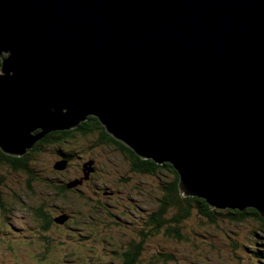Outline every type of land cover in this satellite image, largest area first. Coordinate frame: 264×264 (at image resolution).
Here are the masks:
<instances>
[{
  "label": "water",
  "instance_id": "95a60500",
  "mask_svg": "<svg viewBox=\"0 0 264 264\" xmlns=\"http://www.w3.org/2000/svg\"><path fill=\"white\" fill-rule=\"evenodd\" d=\"M88 117L181 196L264 219V0H0L1 152Z\"/></svg>",
  "mask_w": 264,
  "mask_h": 264
},
{
  "label": "rangeland",
  "instance_id": "374dc122",
  "mask_svg": "<svg viewBox=\"0 0 264 264\" xmlns=\"http://www.w3.org/2000/svg\"><path fill=\"white\" fill-rule=\"evenodd\" d=\"M77 141L75 152L80 154V162L86 158L83 172L77 167L79 160L64 170H55L54 165L59 162L54 152L34 160V177L0 166V264H109L112 250L119 251L120 244L128 240H139L135 233L143 227L142 217L149 212L147 209L156 208L154 196L158 191L143 179L140 194L125 200L128 219L112 220L115 199L108 200L102 191H121L130 174L128 162L121 161L111 150L92 149L93 141ZM94 168L97 175L88 182L86 169ZM48 181L78 184L67 189L62 198ZM98 186L101 189L95 194ZM127 193L124 188L123 195ZM40 211L51 218L47 231L40 229L35 218ZM60 212L77 224L63 227L61 224L68 219L60 221ZM179 232L184 237L182 241L165 238L162 232L146 240L143 264L151 262L153 256L159 262L171 258L169 264H264V257L255 258L252 254L264 253V228L252 220L232 225L217 217L215 222H208L193 212Z\"/></svg>",
  "mask_w": 264,
  "mask_h": 264
},
{
  "label": "trees",
  "instance_id": "16d2710c",
  "mask_svg": "<svg viewBox=\"0 0 264 264\" xmlns=\"http://www.w3.org/2000/svg\"><path fill=\"white\" fill-rule=\"evenodd\" d=\"M78 138H81L85 142L93 141L92 149L96 148L104 151L107 149L111 150L121 161L128 162L127 168L129 167L128 171L130 174L128 176L129 178L125 179V183L121 185V191L117 192V194L115 193L116 195L110 193L105 194V192H108L107 189H103L102 191V194L107 196L108 200L115 199L112 202L114 206L113 212H115V214H110L112 220L128 219L129 212L124 208L125 200L131 195L140 194L139 187L143 179L149 180L150 183L153 184L152 187L155 191H158L156 196H154L156 208L149 207L147 209L149 212H145L142 217L143 227L138 229L139 231H136L139 232L136 233L139 240H128L120 244V248H118L119 251L117 248L112 250V258L109 264H143V252L145 244H147L146 240L158 236L161 232L165 238L174 241H182L184 237H182L179 230L183 223L192 216L193 212L208 222H215L217 217L227 219L228 223L232 225H241L246 220H252L264 228V219L260 218L259 214L253 209H245L241 212L239 210L230 209L212 210L206 201L201 198L181 196L178 189V175L170 164L164 163L162 165H156L151 160L139 158L125 145L106 134L104 128L94 117H88L85 122L79 124L78 127L73 130L48 133L21 157L12 158L11 156L3 154L0 150V166H10L14 171L26 173L28 176L34 177L37 173L31 170V168L35 165L38 156L44 153H48L49 155L54 152V156L58 162H65L66 169L74 162H78V160L81 159L80 154L75 152L76 147H78ZM85 159L86 158H84V160ZM84 160L83 162L79 160L80 163L77 164L79 169H83ZM96 175V173L91 172L88 177L93 179ZM63 183L64 182H49V185L56 191V194L61 195L62 198L65 197V193L67 192V184ZM59 184L61 185L59 186ZM97 185H99V183ZM124 188L128 191L126 195H123ZM100 189V186L96 187V190H94L95 194H97V192L99 193ZM1 192L0 190V194ZM60 213L63 215L60 221L68 219L67 215L64 216L65 213ZM35 218L40 225V229L43 231L49 229L51 218H47V214L44 211L35 213ZM128 222L131 223L130 221ZM76 224L77 221H72V218H69L66 223L61 225L68 228L69 225L73 227ZM112 243L116 246L113 241ZM252 254L255 258L259 256L264 257V253L261 251H255L254 253L252 252ZM161 257H164V255H161ZM169 260H171V258L166 257L162 258L159 262L158 259L153 256L152 261L147 264H167Z\"/></svg>",
  "mask_w": 264,
  "mask_h": 264
},
{
  "label": "flooded vegetation",
  "instance_id": "af4514ba",
  "mask_svg": "<svg viewBox=\"0 0 264 264\" xmlns=\"http://www.w3.org/2000/svg\"><path fill=\"white\" fill-rule=\"evenodd\" d=\"M96 172V170H95V168H94V170H93V173H95ZM97 174V173H96ZM90 181V177H89V179H88V182ZM136 233H139V232H136ZM135 233V234H136Z\"/></svg>",
  "mask_w": 264,
  "mask_h": 264
},
{
  "label": "bare ground",
  "instance_id": "6f19581e",
  "mask_svg": "<svg viewBox=\"0 0 264 264\" xmlns=\"http://www.w3.org/2000/svg\"><path fill=\"white\" fill-rule=\"evenodd\" d=\"M37 142H38V141H37ZM37 142H36V143H37ZM36 143H35V144H36ZM35 144H34V145H35ZM212 210H213V209H212ZM215 210H218V209H215ZM62 221H63V220H62Z\"/></svg>",
  "mask_w": 264,
  "mask_h": 264
},
{
  "label": "clouds",
  "instance_id": "9594fccd",
  "mask_svg": "<svg viewBox=\"0 0 264 264\" xmlns=\"http://www.w3.org/2000/svg\"><path fill=\"white\" fill-rule=\"evenodd\" d=\"M81 170H82V169H81ZM82 172H83V171H82ZM90 173H91V172H90ZM90 173H89V174H90ZM88 176H89V175H88ZM87 180H88V179H87Z\"/></svg>",
  "mask_w": 264,
  "mask_h": 264
}]
</instances>
